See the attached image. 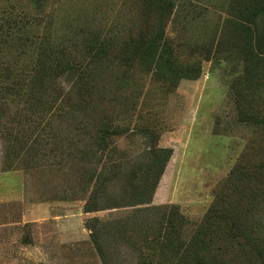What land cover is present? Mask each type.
Instances as JSON below:
<instances>
[{
	"label": "rangeland",
	"instance_id": "rangeland-1",
	"mask_svg": "<svg viewBox=\"0 0 264 264\" xmlns=\"http://www.w3.org/2000/svg\"><path fill=\"white\" fill-rule=\"evenodd\" d=\"M169 1L0 0V264H156L163 215L188 237L227 186L247 199L264 67L245 61L240 25L264 46V15L255 0ZM139 33L155 44L132 56Z\"/></svg>",
	"mask_w": 264,
	"mask_h": 264
},
{
	"label": "trees",
	"instance_id": "trees-1",
	"mask_svg": "<svg viewBox=\"0 0 264 264\" xmlns=\"http://www.w3.org/2000/svg\"><path fill=\"white\" fill-rule=\"evenodd\" d=\"M153 1L163 8L170 5L169 0ZM254 7L257 14L264 15V0H255ZM240 30L244 36L241 47L245 61L264 67L263 44L253 37L251 29L240 25ZM148 35L150 41L147 43L143 41V33H139L130 42L132 56L151 50L155 42L152 40L153 36L150 33ZM166 43L164 41L162 47ZM89 51L95 56L98 51L105 53L106 49L104 46L96 49L95 44H91ZM158 153L166 160L171 151L159 149ZM262 169L263 166L259 164L253 171L242 172L241 181L244 185L252 183L249 188H244L249 191L246 200L242 190L240 196L234 198L233 190H228L227 186L188 237L184 235L183 216L177 212L163 215L157 227L158 235L155 242L158 254L156 258L153 253L147 255L151 262L158 259L156 264H264V220L251 222L247 216L251 211L250 202L257 195L259 185L264 189ZM238 172L234 170L232 174L236 176ZM153 189L154 186H151L148 194L139 199L137 204H149ZM137 222L135 218L134 224ZM252 259L254 262H250Z\"/></svg>",
	"mask_w": 264,
	"mask_h": 264
}]
</instances>
